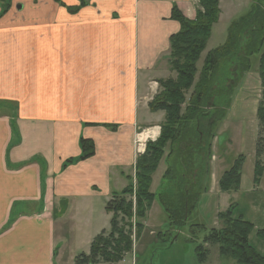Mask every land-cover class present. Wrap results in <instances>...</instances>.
<instances>
[{"label": "crops", "instance_id": "obj_1", "mask_svg": "<svg viewBox=\"0 0 264 264\" xmlns=\"http://www.w3.org/2000/svg\"><path fill=\"white\" fill-rule=\"evenodd\" d=\"M174 5L195 18L198 0H0V264L63 262L57 251L68 247L56 234L55 208L72 197L77 207L65 211L77 219L74 264L78 255L89 253L98 234L109 232L105 204L130 184L128 177L135 180L136 160L146 142L158 138L164 122V112L151 111L149 104L160 92L159 81L175 77L169 65V39L180 29L170 17ZM222 14L221 9L217 24ZM207 47L199 62L214 49ZM261 100L253 68L235 89L212 139V159V143L227 144L226 153L204 168L208 183L218 178V184L243 155L242 185L248 157L256 160ZM227 121L241 124V133H221ZM156 128L140 150L138 135ZM81 138L94 143V156L63 167L80 157ZM232 147L239 152L227 164ZM218 191L235 200L243 189ZM102 197L105 204L99 205ZM93 217L100 218L94 227ZM82 219H88L86 224ZM249 221L259 237L264 226ZM260 240L263 245L256 249L264 255V236Z\"/></svg>", "mask_w": 264, "mask_h": 264}, {"label": "trees", "instance_id": "obj_2", "mask_svg": "<svg viewBox=\"0 0 264 264\" xmlns=\"http://www.w3.org/2000/svg\"><path fill=\"white\" fill-rule=\"evenodd\" d=\"M219 4L220 0H198L199 9L193 20L185 17L176 5L172 7L170 17L180 25L179 31L169 39V65L175 77L159 81L160 92L149 104L151 111L165 114L160 134L156 140L146 142L144 152L136 160V184L130 182L106 202L105 210L111 214L109 232L98 234L91 242L89 253L78 255L75 264H120L125 255L132 253L133 238L144 228L140 220L146 217L157 197L169 224L176 228L185 225L200 193L207 190L194 179L206 173L204 166L206 168L211 158V142L218 125L245 73L254 68L255 59L262 95L257 117L264 126V0H251L248 11L231 20L224 43L208 51L199 68L197 64L220 18ZM73 10L76 12L77 7ZM167 145L171 153L177 151L180 160L189 166L181 178L176 177L172 168L165 175L166 179L176 181L174 186L181 183L176 188L174 202L165 191L157 196L151 191L153 174ZM80 148V157L66 160L63 167L94 156L95 145L91 140L81 138ZM244 163L245 156L240 155L223 173L218 181L221 192L239 189ZM263 171L261 150L256 149L255 184H259ZM234 212L233 208L220 212L221 228L211 229L204 242L217 247L224 263L264 264V255L249 243L254 225L242 216H235ZM262 233L264 231L257 232L261 238ZM196 250L199 261L205 262L209 249L199 246Z\"/></svg>", "mask_w": 264, "mask_h": 264}, {"label": "rangeland", "instance_id": "obj_3", "mask_svg": "<svg viewBox=\"0 0 264 264\" xmlns=\"http://www.w3.org/2000/svg\"><path fill=\"white\" fill-rule=\"evenodd\" d=\"M223 1L224 5L219 4L223 13L221 21L218 24L216 23L215 28L212 31V38L208 41L207 50L215 48L224 43L227 36V28L230 24L228 23V20L232 16L234 18H238L239 16L245 14L249 8L247 7V5L250 6L251 3V0ZM198 9L199 5H197V10ZM204 54L205 53H203V55ZM201 64L202 62L200 61L198 62L197 66L200 68ZM257 64L258 60L255 59L253 61V67L257 68ZM226 124L227 131H222L221 133L226 132L225 134L227 137L229 136V134L233 135L234 131L237 135L241 133V124L233 122V125L229 126L228 121ZM157 131H159L158 128ZM257 135V149L261 150V161L264 166V126H261L260 123L258 125ZM226 144L227 141L224 142L223 145H218L216 141L212 143V154L215 157H213V159H210L211 165L215 164L219 153H226L224 149ZM227 148H229V146ZM237 150L238 149L235 147H232L231 153L228 150L227 154H231V157H229L228 159V161H230L227 163L225 159L224 163L230 164L233 158H235L238 154L239 151ZM186 164L187 162L180 160L179 153L177 151L174 152V154L171 153L170 145H167L159 167L153 174V184L151 186V190L157 194L163 193L165 191L167 195H170V197L173 198L171 200L174 202V196H176V188L180 186L181 183L178 182L177 185L174 186L173 184L176 183V181L166 179L165 175L168 169L172 168L176 173V177L181 178L184 173H187L186 166L189 168L188 164ZM254 164L255 157L252 158L249 156L248 162L245 165V169L243 171V182L242 185L239 186V189L242 186L243 191L239 194V196L237 194L235 195V200L232 196H220V194H217L219 193V187L217 184L218 178H216V182L215 180H212L211 183H208L207 178L204 175H200L198 179H194L195 182H198V184H200L201 188L206 187L207 190L200 193L199 199L194 204L193 210H191V212L189 213L185 225L181 228H176L169 224L166 214L157 197L153 202V206H151V209L148 210L146 217L140 220L143 223L144 228L142 229L138 237L133 238L134 245L132 253L125 255L123 261H121L120 264H227L224 263L220 258L217 247L212 246L207 242L205 243L204 238L211 229L221 228L222 225L218 220V214L229 208H233L234 211L237 210V212H234V214L236 215L243 214L247 221L255 220L258 226H264V176L262 180L260 179L258 185L254 183V181L252 180ZM130 182H132L134 185L136 184V181L134 179L130 180ZM256 186H260L257 191H250L252 187ZM210 190L211 192H209ZM72 199L73 200L70 201L63 200L60 203L56 202L54 219L57 226L56 234H60V236L65 237L67 242L66 246L68 247V249L66 250L57 251V253L59 252L60 257L64 258V261L59 262V264H74V261L71 260V256L73 254V247L75 248L77 246V244H75L77 242V219H72L68 216L66 217V214H68L70 211H65V209L67 208L70 209L72 207H77L75 205V202L77 204V197H72ZM103 200L104 198L102 197L98 204H105ZM80 203L81 206L85 204L81 201ZM101 209L102 208H97L96 211H101ZM104 212L106 213V210ZM74 213L75 215L77 214L76 210L74 211ZM99 219V217L92 218L93 227L96 223H98ZM86 221L82 219V224H86ZM58 229H60L61 231L58 232ZM95 230L96 229H92V232L95 233ZM81 234L82 238L86 236L82 231ZM257 237L258 236H256L255 230H253V232L249 236V243L258 249V247L263 245V242L260 240V237ZM199 246H202L203 249H209V254L205 262L203 263L199 261L197 255L196 249ZM83 250L85 252L87 251L84 248L80 252H83ZM75 252L77 253V251ZM228 264H234V262L229 261Z\"/></svg>", "mask_w": 264, "mask_h": 264}, {"label": "bare ground", "instance_id": "obj_4", "mask_svg": "<svg viewBox=\"0 0 264 264\" xmlns=\"http://www.w3.org/2000/svg\"><path fill=\"white\" fill-rule=\"evenodd\" d=\"M157 133H158V131L156 128L154 130H151L150 132H144V133H141L140 135H138V141L141 143L139 146L140 150H143L145 139H147L148 137H151L150 134L155 136Z\"/></svg>", "mask_w": 264, "mask_h": 264}, {"label": "built area", "instance_id": "obj_5", "mask_svg": "<svg viewBox=\"0 0 264 264\" xmlns=\"http://www.w3.org/2000/svg\"><path fill=\"white\" fill-rule=\"evenodd\" d=\"M144 151V150H143ZM143 151H141V153H143ZM140 152V151H139Z\"/></svg>", "mask_w": 264, "mask_h": 264}]
</instances>
